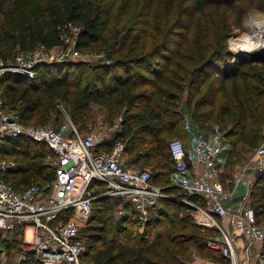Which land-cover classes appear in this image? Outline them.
Listing matches in <instances>:
<instances>
[{
	"label": "trees",
	"instance_id": "16d2710c",
	"mask_svg": "<svg viewBox=\"0 0 264 264\" xmlns=\"http://www.w3.org/2000/svg\"><path fill=\"white\" fill-rule=\"evenodd\" d=\"M187 1V20L176 31L172 25L166 27L159 13L155 18L153 8L160 10L161 0H0V60L38 46H61L69 26L79 29L76 49L87 52L100 44L111 60L109 64L99 63L84 80L70 78L75 68L83 72L86 63L79 60L38 64L33 78L5 73L0 77L5 109L17 114L22 123L42 125L49 121L56 105L64 102L79 129L85 127L82 120L93 104L105 107L108 117L122 114L120 129L112 133V141L101 143V147L121 140L126 164L154 167L153 183L171 195L160 199L142 231L129 204L124 205L125 213L116 218L118 206L113 197L95 199L84 241L83 264L225 262L207 246V240L218 231L197 225L192 208L182 202L179 189L171 185L175 166L167 143L169 137L176 136L184 146L189 144L190 132L184 122L188 116L187 121L200 130L219 126L229 146L224 148L225 165L239 160L240 146L254 150L262 141L264 126V60L260 67L248 68V59L231 61L230 53L224 52L219 41L214 46L209 26L205 40L194 33L196 18L206 19L210 8L216 12L220 8L234 11L237 0ZM167 2L170 10L180 3ZM114 16H118L116 23L121 30L111 29ZM235 24L241 27L240 15ZM114 38L118 40L112 41ZM210 68L213 69L208 71ZM185 92L188 97L181 102ZM183 104L186 113L181 111ZM49 155L43 142L6 138L0 143V157L13 159L17 167L2 175L15 189L47 185L55 176V168L43 163ZM249 198L256 220L264 224V169L256 177ZM190 199L203 202L199 196ZM16 233L20 237L19 231ZM11 238L13 243L8 237L2 239L5 249L20 250L21 237ZM23 256L19 264H42L31 251H23Z\"/></svg>",
	"mask_w": 264,
	"mask_h": 264
},
{
	"label": "built area",
	"instance_id": "2783aa9c",
	"mask_svg": "<svg viewBox=\"0 0 264 264\" xmlns=\"http://www.w3.org/2000/svg\"><path fill=\"white\" fill-rule=\"evenodd\" d=\"M78 30L69 26L61 46H38L0 60V77L13 72L33 78L38 64L81 60V51L75 48ZM99 56L102 63L111 62L105 52ZM111 127L104 138L100 132L81 133L67 115L55 126L22 123L17 114L5 109L0 96V143L6 138L43 142L55 168L49 184L15 189L2 174L15 169L17 163L0 157V233L10 235L11 241V235L19 231L22 255L23 251H31L42 264H83L85 244L80 231L92 214L95 199L113 197L118 206L117 217L125 213L124 205L129 204L143 224L159 207L161 198L171 197L162 186L153 183L151 170L126 164L121 140L101 147V143L107 145L113 140L112 133L120 129V122ZM185 129L191 131L188 121ZM167 145L175 173L181 176L171 185L179 189L182 202L192 208L191 215L198 225L218 231L207 240V246L223 256L225 262L209 264H262L264 224L256 220L249 194L264 169V126L262 141L253 150L252 158L225 182L221 179L225 139L219 126L196 129L187 146L177 137ZM239 187L242 192H237ZM192 196H199L203 202L191 200ZM1 254L0 249V263Z\"/></svg>",
	"mask_w": 264,
	"mask_h": 264
},
{
	"label": "rangeland",
	"instance_id": "374dc122",
	"mask_svg": "<svg viewBox=\"0 0 264 264\" xmlns=\"http://www.w3.org/2000/svg\"><path fill=\"white\" fill-rule=\"evenodd\" d=\"M167 1L168 0H161L160 10L153 8L155 11L154 12L155 18L157 19V17H158L157 13H159L160 14L159 16L161 18H163V20L165 21V24L167 25L166 27H169L172 25L173 29L178 31V29H181V25L184 24L185 21L187 20V11H188L187 7L190 6V2L187 0H179L180 3H179L178 8L175 7V8H173V10H170L168 5H167L168 4ZM234 5H235L234 11L228 10L227 8H220V10L218 12H216V10H214L213 8L208 9L207 14H206V19L196 18L195 24H194V27L196 30L194 33H197L198 37L200 39L205 40L206 37L204 35L206 33L207 27L209 26V28L212 30V33H213L214 46L217 44L216 42L219 41L220 46L222 45V47L224 48V52L228 51L230 53L231 61L236 60V58H238V57H244L243 60L248 59L246 67H248V68L260 67L261 62L263 61L262 59L253 60V59H250V57H247L248 55L246 53H245L246 55H243L244 52H240L237 54L234 50H235V47L238 45H255V43L257 42V38L255 37V33H256L255 30H257V29H256V27L254 28L253 21H258V20L264 19V0H237ZM141 8H142V6L140 5L138 7V9L141 10ZM237 15L241 16V27L240 28L236 27V24H235V19H236ZM117 17L118 16H114V18L112 20L111 29L121 30L119 27V24L116 23ZM110 39H111V36H110ZM114 40H115V38L112 39V41H114ZM117 40H115L114 42H116ZM193 40H195V39H193ZM112 41H109L111 45H113ZM101 46L102 45L97 44L90 51L80 52L82 55H80L81 60H79V61L85 62L86 63L85 67L82 70L83 72H80L81 70L76 69V68H75L74 72L72 70V73L70 74V78H72V79L80 78V79L84 80V79H86L85 77L88 73H91L92 71L96 70L99 63L103 62L102 58L99 56L102 52V49L100 48ZM102 47H104V46H102ZM99 49H101V50H99ZM20 53H21V51H17L16 53H14V55H16V54L18 55ZM223 60H224L223 57H221L219 59L220 62H222ZM212 69L213 68H210L208 71H211ZM214 72L215 71H213V73ZM187 97H188V94H187V92H185L181 96L180 101L184 102L187 99ZM56 108L60 109V111H58L57 109H54V111H52V113H51V118L49 119V121L46 124H42V125H46V126L58 125L60 122H62L64 120L65 115H67V117H69V119L74 123V121L71 119L70 114L68 113L67 106L64 102H61V103L59 102L56 105ZM108 114L109 113L105 107L93 104L91 106V110L87 114L86 118H84L82 120L85 122V127L79 129L78 128L79 125L77 123H74V124L76 125V127L78 128V130L81 133H87V132H91V131L100 132V134L102 136H104V138H105V136H106L105 132L108 129H110L109 127H111V126L113 127V124L115 125V124L119 123L120 122L119 117H122V114H120L119 116H115V117H112L111 115H110V117H108ZM56 115H58L59 118L55 121L54 118ZM187 120H189L188 116L184 119V122ZM30 123L33 124L34 122H30ZM174 137H176V136H171L168 138V140L171 138H174ZM29 144L31 146H34V144H32V143H29ZM37 146L41 147V144H37ZM225 146H226V144H225ZM240 153L242 154L243 157H245L246 160H248V159L252 158L253 150L247 148L246 146H241ZM3 156L7 157L6 155H3ZM226 159H227V154L224 153V161ZM43 163H50L49 158L46 157L44 159ZM232 165L233 164H231V166ZM145 167L148 168L149 170H151L153 173L156 172L154 167H150V166H145ZM234 167L233 166L230 167L229 165H225V163H224L222 176L223 177L227 176V177L231 178L233 173H235ZM235 170H237V169H235ZM171 178H172V181L178 179L176 176H174V174L171 175ZM116 218H117V216H116ZM88 221H89V218L82 224V228L80 231L81 237L83 238L84 241L87 239L86 234L88 233V229H87V226L89 225ZM193 221H194V219H193ZM144 225H145V223H143V224L140 223L139 227H143V230H144ZM27 235H28V231L26 232V236ZM8 236H10V235L3 234V233L1 235L2 239L6 238ZM14 236L17 240L20 239L18 233L15 232L14 234L11 235V237H14ZM20 236H21V234H20ZM2 239L0 238V249L2 252V254H1L2 255V262L0 264H19V262L21 260H23V258H24V256L22 255L21 248L19 250V249H17V247H13L15 244V242H14V244L11 246L13 248L7 250V249H5L6 248L5 243L2 241ZM13 239L11 241H9V243H13L12 242ZM17 240H15V241L18 242ZM262 253H263V257H264V244H263ZM22 256H23V258H22ZM263 263H264V258H263ZM196 264H209V263L207 261H205V262L196 261Z\"/></svg>",
	"mask_w": 264,
	"mask_h": 264
},
{
	"label": "bare ground",
	"instance_id": "6f19581e",
	"mask_svg": "<svg viewBox=\"0 0 264 264\" xmlns=\"http://www.w3.org/2000/svg\"><path fill=\"white\" fill-rule=\"evenodd\" d=\"M254 28L257 30L255 33V37L257 38V43L255 45H238L235 47L238 51H254L260 47H264V19L253 21ZM30 234V229H28V237Z\"/></svg>",
	"mask_w": 264,
	"mask_h": 264
},
{
	"label": "crops",
	"instance_id": "0c3cea01",
	"mask_svg": "<svg viewBox=\"0 0 264 264\" xmlns=\"http://www.w3.org/2000/svg\"><path fill=\"white\" fill-rule=\"evenodd\" d=\"M114 125V124H113ZM196 129H197V127L196 126H193V125H191V131H190V138H189V144L192 142V139H193V135H194V132L196 131ZM225 147H229L228 145H226ZM240 149H241V146H240ZM224 153L225 152H223V156H222V160H221V169H222V174H223V167H224V163H226V160L224 161ZM226 154V153H225ZM250 159H248V160H246L245 159V157H243L242 156V154L240 153V156H239V160L238 161H236V162H234L233 163V167H234V171H235V173H233V175H235L243 166H244V164H245V162L247 163L248 161H249ZM230 167H232L231 165H229ZM235 169H237V170H235ZM233 175L231 176V177H233ZM174 176H176L178 179H180L181 178V176L179 175V174H176V173H174ZM177 179V180H178ZM221 179H222V181H228V180H230V177H223V176H221ZM243 191V188L242 187H239L238 188V190H237V192H242Z\"/></svg>",
	"mask_w": 264,
	"mask_h": 264
},
{
	"label": "water",
	"instance_id": "95a60500",
	"mask_svg": "<svg viewBox=\"0 0 264 264\" xmlns=\"http://www.w3.org/2000/svg\"><path fill=\"white\" fill-rule=\"evenodd\" d=\"M244 52L248 55V57H250V59H253V60L262 59V60H264V47H260V48L254 50V51H251V52L250 51H244ZM181 111L183 113H186L187 109H186V105L185 104L182 105Z\"/></svg>",
	"mask_w": 264,
	"mask_h": 264
}]
</instances>
